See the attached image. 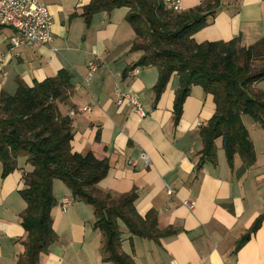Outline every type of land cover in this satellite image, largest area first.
Wrapping results in <instances>:
<instances>
[{"label":"crops","instance_id":"0c3cea01","mask_svg":"<svg viewBox=\"0 0 264 264\" xmlns=\"http://www.w3.org/2000/svg\"><path fill=\"white\" fill-rule=\"evenodd\" d=\"M52 21V42L7 52L12 31L0 28V52L6 53L0 65V94H14L17 82L27 86L54 77L61 69L73 74L74 92L60 112L73 111L71 152H92L106 159L109 171L97 187L113 198L135 191V208L144 217L154 212L159 230L172 228L175 235L159 242L130 238L120 222L122 251L136 264H264V223L236 250L254 221L264 211V128L242 117L251 141L255 161L241 172L239 156L229 168L221 139L215 141V164L205 163L199 170L202 142L199 130L215 112L213 97L199 86L191 88L182 115L173 121V102L179 80L171 76L157 101L153 88L158 79L155 67H140L129 78L139 53L130 52L135 38L126 21V8L110 14L99 12L86 27L81 17L90 0H40ZM184 11L218 4L211 22L193 35L196 44L228 42L239 38L247 48L264 39V0H181ZM6 32V33H4ZM99 58L98 70L88 75L87 63ZM88 84V85H87ZM115 86L135 96L146 112L132 113L115 102ZM264 92V87H262ZM89 107L88 111H79ZM141 153L150 164L143 167ZM136 162L131 167L129 162ZM31 168L25 159L18 169L2 177L0 163V264H16L24 251L25 231L20 215L26 204L19 192L22 174ZM56 200L51 210L56 241L40 264H109L100 255L101 236L93 229L91 206L73 199L61 182H53ZM167 189L173 192L167 193ZM71 198L62 210L61 200ZM185 201H193L189 210ZM123 226V228H122Z\"/></svg>","mask_w":264,"mask_h":264},{"label":"trees","instance_id":"16d2710c","mask_svg":"<svg viewBox=\"0 0 264 264\" xmlns=\"http://www.w3.org/2000/svg\"><path fill=\"white\" fill-rule=\"evenodd\" d=\"M120 8L128 10L126 21L135 35L130 52L140 54L133 67L158 70L154 101L171 76L176 75L179 80L173 102L174 124L179 122L193 86L213 97L215 112L199 130L202 149L196 169L207 162L215 164V141L221 139L229 168H233L234 157L239 156L240 171L247 170L255 161V152L242 117H249L264 128V92L259 87L264 81V39L247 48L240 46L239 38L196 44L193 35L211 22L218 4L174 13L160 0H90L81 17L88 27L94 14H110ZM73 77L70 70L61 69L54 77L32 86L18 81L12 95L0 94L2 177L18 169L20 158L31 168L23 172V188L19 192L26 204L20 215L25 240L16 264H40L41 256L56 241L51 219L56 180L70 190L73 199L92 207L93 229L101 236L102 262L136 264L131 254L122 251L120 222L130 238L154 242L175 235L176 231L159 230L154 212L140 216L135 208V191L113 198L98 189V183L109 171L106 159H97L92 152H71L72 121L60 112V106L66 105L74 92ZM263 223L264 211L236 250Z\"/></svg>","mask_w":264,"mask_h":264},{"label":"built area","instance_id":"2783aa9c","mask_svg":"<svg viewBox=\"0 0 264 264\" xmlns=\"http://www.w3.org/2000/svg\"><path fill=\"white\" fill-rule=\"evenodd\" d=\"M164 7L174 13L184 12L181 0H160ZM0 27L10 29L12 35L7 39V52H14L20 48H32L37 45H49L52 42V21L51 15L46 6L40 0H0ZM6 53L0 52V65L3 63ZM99 58H93L87 63L88 75L97 72ZM140 72V67H133L126 72L127 77L134 78ZM88 85V84H87ZM115 104L126 106L132 113L140 117H145L146 112L141 106L138 99L128 92H123L115 86ZM89 107H82L79 111H88ZM71 111L70 116H74ZM139 159L143 167L147 168L150 159L147 154L141 153ZM131 167L136 166V162H129ZM167 193L172 195L173 192L167 189ZM71 198L64 197L61 200L60 207L62 210L72 205ZM184 206L189 210L194 207L193 201H185Z\"/></svg>","mask_w":264,"mask_h":264},{"label":"rangeland","instance_id":"374dc122","mask_svg":"<svg viewBox=\"0 0 264 264\" xmlns=\"http://www.w3.org/2000/svg\"><path fill=\"white\" fill-rule=\"evenodd\" d=\"M4 33H6V32H4ZM259 87H261V88L264 87V81H262L261 83H259ZM69 114H70V113H69ZM68 117H69V116H68ZM245 118L250 120L249 117H246V116H245ZM122 228H123V226H122Z\"/></svg>","mask_w":264,"mask_h":264}]
</instances>
